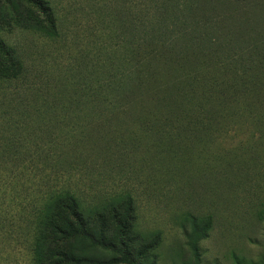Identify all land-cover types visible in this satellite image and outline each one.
I'll list each match as a JSON object with an SVG mask.
<instances>
[{
  "label": "trees",
  "instance_id": "obj_1",
  "mask_svg": "<svg viewBox=\"0 0 264 264\" xmlns=\"http://www.w3.org/2000/svg\"><path fill=\"white\" fill-rule=\"evenodd\" d=\"M158 1L157 16L177 15V24L156 20L150 31L158 36L140 39L136 54L110 52L84 70L53 71L29 70L1 35L21 29L56 39L48 2L0 0V81L16 84L3 94L8 117L18 115L7 118L0 151L11 191L9 229L0 225V241L16 243L23 235L32 264H144L142 252L130 250L136 242L128 238L130 194L84 203L71 181L90 155L94 165L101 158L150 175V165L169 172L196 162L218 137L240 138L235 152L218 158L219 168L264 178V0H185L179 11ZM56 100L85 101L69 105L91 112L64 119L57 110L65 106ZM256 214L264 222V201ZM211 220L187 218L191 264L202 263L199 242Z\"/></svg>",
  "mask_w": 264,
  "mask_h": 264
},
{
  "label": "rangeland",
  "instance_id": "obj_2",
  "mask_svg": "<svg viewBox=\"0 0 264 264\" xmlns=\"http://www.w3.org/2000/svg\"><path fill=\"white\" fill-rule=\"evenodd\" d=\"M45 1L56 18L59 32L56 39L21 29H6L1 33L29 70L77 71L84 70L90 61L94 62L96 55L110 52L118 56L134 55L139 51L136 43L140 39L158 36L150 31L156 20L164 18V26L177 24V15L157 16L155 6H161L158 0ZM168 1L177 11L185 2ZM15 87V83L9 86L8 82L0 81V151L4 148L2 143L7 132V118H18L16 113L8 117L9 101L3 91L9 88L11 93L16 90ZM51 102L65 106L57 110L59 116L67 114L64 119L73 117L82 120L83 115L91 112L85 106L80 105L83 108L78 110L70 106L86 104L85 101ZM74 131L82 130L74 127ZM77 132L74 137L80 135ZM90 136L86 133L85 140ZM63 138L58 136V139ZM238 139L218 137L196 162L181 168H170L169 172L150 165V175L144 168L118 167L101 158L94 165L96 156L90 155L88 165L72 172L71 181L78 183L84 203L116 194H130L134 224L128 238L136 240L130 250L134 255L141 251L140 261L144 264H191L184 238V229L189 228V215L212 218L210 226L201 223L207 227L206 238L199 242L201 264H236L237 260L244 264H264V222L259 221L256 214L259 204L264 201V178L239 177L237 171L219 168L217 162L221 155L227 157L236 151ZM194 153L186 154L192 157ZM5 166L1 160L0 225L7 230L11 191L5 181ZM137 233L143 236L140 238ZM152 235H157L153 241L149 237ZM111 238L115 241L116 235L112 234ZM149 239L150 243H147ZM31 256L23 235L16 243L11 239L0 241V264H32Z\"/></svg>",
  "mask_w": 264,
  "mask_h": 264
}]
</instances>
